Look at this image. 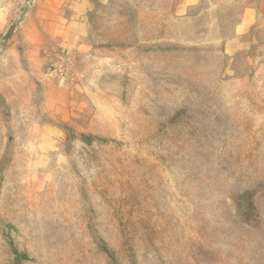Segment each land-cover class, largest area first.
Instances as JSON below:
<instances>
[{"label":"rangeland","instance_id":"rangeland-1","mask_svg":"<svg viewBox=\"0 0 264 264\" xmlns=\"http://www.w3.org/2000/svg\"><path fill=\"white\" fill-rule=\"evenodd\" d=\"M51 1L0 0V264H264L256 0H88L72 56Z\"/></svg>","mask_w":264,"mask_h":264},{"label":"crops","instance_id":"crops-1","mask_svg":"<svg viewBox=\"0 0 264 264\" xmlns=\"http://www.w3.org/2000/svg\"><path fill=\"white\" fill-rule=\"evenodd\" d=\"M50 3L54 5L53 10L56 11H53L51 14L48 13V27L50 24L53 28L52 31L55 34V36H53V42L55 43L56 48H58L61 52L72 56L74 54L73 52L81 46L80 43L84 38V33L87 28L84 21V15L90 6V2L88 0H72L71 5L78 13V16L75 17L73 22L75 30H72L67 26H62L65 18L64 15L62 16V14L57 11L64 7L63 3L59 0H52ZM255 4L256 5L254 7H248L246 9L247 12L243 18L244 25H256L258 14L264 17V0H256ZM63 69L64 68L60 66V70Z\"/></svg>","mask_w":264,"mask_h":264}]
</instances>
